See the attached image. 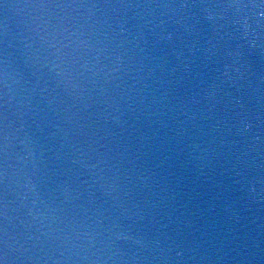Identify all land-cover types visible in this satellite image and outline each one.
<instances>
[{"label": "water", "instance_id": "95a60500", "mask_svg": "<svg viewBox=\"0 0 264 264\" xmlns=\"http://www.w3.org/2000/svg\"><path fill=\"white\" fill-rule=\"evenodd\" d=\"M0 264H264V0H0Z\"/></svg>", "mask_w": 264, "mask_h": 264}]
</instances>
